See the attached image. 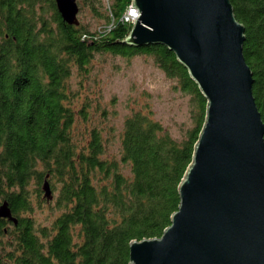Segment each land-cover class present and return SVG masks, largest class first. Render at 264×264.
<instances>
[{
  "label": "trees",
  "instance_id": "obj_1",
  "mask_svg": "<svg viewBox=\"0 0 264 264\" xmlns=\"http://www.w3.org/2000/svg\"><path fill=\"white\" fill-rule=\"evenodd\" d=\"M230 1L245 26L243 53L264 122V0ZM130 4L89 0L105 23L89 29L65 22L55 0H0V203L17 219L0 217V264H130L129 243L170 224L207 101L173 51L124 41ZM96 54L147 56L176 80L190 96L184 137L174 138L149 103L133 98L119 129L100 100L94 112L88 98L75 106ZM32 194L52 208L49 224L29 214Z\"/></svg>",
  "mask_w": 264,
  "mask_h": 264
},
{
  "label": "water",
  "instance_id": "obj_2",
  "mask_svg": "<svg viewBox=\"0 0 264 264\" xmlns=\"http://www.w3.org/2000/svg\"><path fill=\"white\" fill-rule=\"evenodd\" d=\"M78 24L77 0H55ZM124 41L173 51L207 101L179 205L160 236L132 240L130 264H264V122L245 60V26L230 0H131ZM43 197L52 198L49 183ZM0 217L14 223L8 202Z\"/></svg>",
  "mask_w": 264,
  "mask_h": 264
},
{
  "label": "rangeland",
  "instance_id": "obj_3",
  "mask_svg": "<svg viewBox=\"0 0 264 264\" xmlns=\"http://www.w3.org/2000/svg\"><path fill=\"white\" fill-rule=\"evenodd\" d=\"M79 5L78 19L80 24L89 29L99 28L104 21L90 8L89 0H77ZM106 2V0H103ZM72 87H77L76 78H71ZM79 87L81 97L75 106L80 105L82 98L92 102L89 108L94 112V103L98 100L115 113L108 121L118 129L128 109V101L133 98L139 104H150L154 117L158 119L176 139L184 137L187 128L191 126L190 96L176 89V80L168 78L152 59L143 55L131 58L110 54H96L90 66L89 74L82 79ZM97 120V115L93 114ZM79 127H81L79 125ZM114 145L112 150H116ZM32 186V185H31ZM33 199V210L29 213L36 225L49 224L52 208L47 203H38Z\"/></svg>",
  "mask_w": 264,
  "mask_h": 264
},
{
  "label": "built area",
  "instance_id": "obj_4",
  "mask_svg": "<svg viewBox=\"0 0 264 264\" xmlns=\"http://www.w3.org/2000/svg\"><path fill=\"white\" fill-rule=\"evenodd\" d=\"M138 15L139 12L137 8L130 4L126 12L122 15V19L126 22L133 23V21L135 20V18H137Z\"/></svg>",
  "mask_w": 264,
  "mask_h": 264
}]
</instances>
